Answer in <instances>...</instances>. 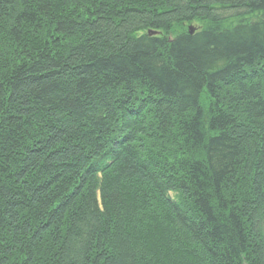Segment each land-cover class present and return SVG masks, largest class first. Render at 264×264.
<instances>
[{
    "label": "trees",
    "instance_id": "obj_1",
    "mask_svg": "<svg viewBox=\"0 0 264 264\" xmlns=\"http://www.w3.org/2000/svg\"><path fill=\"white\" fill-rule=\"evenodd\" d=\"M0 264H264V0H0Z\"/></svg>",
    "mask_w": 264,
    "mask_h": 264
},
{
    "label": "water",
    "instance_id": "obj_2",
    "mask_svg": "<svg viewBox=\"0 0 264 264\" xmlns=\"http://www.w3.org/2000/svg\"><path fill=\"white\" fill-rule=\"evenodd\" d=\"M189 30H190V33L192 34V33H194V31H195V27H194L193 25H191V26L189 27Z\"/></svg>",
    "mask_w": 264,
    "mask_h": 264
}]
</instances>
